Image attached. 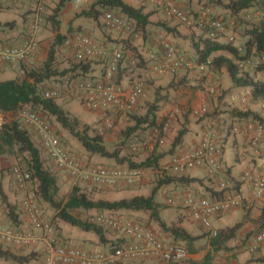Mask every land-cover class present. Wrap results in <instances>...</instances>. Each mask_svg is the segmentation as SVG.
Masks as SVG:
<instances>
[{
	"label": "trees",
	"instance_id": "1",
	"mask_svg": "<svg viewBox=\"0 0 264 264\" xmlns=\"http://www.w3.org/2000/svg\"><path fill=\"white\" fill-rule=\"evenodd\" d=\"M66 1L70 0H60L54 9L48 13L46 12L45 14H42L44 21L50 24L52 32L59 29L60 22L58 15ZM205 3L208 5H203L210 10V5H219L234 19L236 27L241 23L242 16L248 13L251 9L260 12V19L258 23L244 27L242 29V42H238V44L236 42L235 44L232 42H226L224 35L221 34H217L215 37H209L207 22L204 21L201 25L197 22V18L199 17L198 12L196 17L188 13L189 19L191 20L190 25H171V22L167 19L152 21L150 19L151 13H147L142 7H133L125 3L123 0H94L90 8L83 10L79 16H82L85 19H90L98 25H101V20H103L104 15L112 13L133 25L134 33L133 35H130L128 40L120 38L117 39L118 41L112 40V42L123 44L127 51L123 55L121 64H119L117 74L114 76V79H116L117 82H120L127 74L136 72V69H149L152 71L148 57L151 53L156 54L158 57H162L165 53L164 47L160 45L161 52L157 50L149 51L146 49H138V47L140 42L145 41L151 36L153 29H157L161 34H173L174 37L181 41L187 39V45L193 53L191 58L187 55L182 42L178 44L175 43L174 45L188 61L195 62L199 65H205L207 67V70L210 73V78H207L202 74V77H199L200 81L198 80V84H200L199 86H201L202 82L214 81V73L225 69L234 86L241 89H249L251 100L261 102L262 106H264V76L262 74L264 73V0H205ZM211 18L214 19L220 17L214 15L211 10ZM222 20L226 23V26L229 27L228 22H226L224 18ZM179 26H183V28ZM73 31L74 30L70 25L66 34H61L59 32L55 34L54 42L50 46L46 59L43 61L40 68L22 69V74L21 72L19 73L22 75V78L16 76L12 79L0 80V114L11 113L12 115H16V113L23 107H28L34 113L36 111H42L53 117L56 123L75 138L88 154L97 155L103 158H111L115 161L122 162L126 158L125 155L121 156L122 150L129 149L131 139L137 131L139 129H148V131H151L153 127L158 124V114L156 112L160 109L159 104L161 99L157 98L154 102L147 104L146 113L144 115L129 113V121L132 123L122 130L123 140L120 142L119 147H116L112 151H108L103 143V136L99 134L96 128L90 129L87 126L81 125L80 121L69 114L61 104L57 103L54 99L44 98L43 95L45 92L43 93L40 88L43 83L52 80H58L61 85L63 80H92L98 77L92 74V72L96 70L94 64L76 61L75 59L72 60L70 67H66L62 70L59 69L60 61L57 60V50L61 48L67 49L65 41L68 36L72 35ZM134 34H137L138 36L135 37ZM27 35L28 34L25 33V37ZM108 46H111V43H109ZM218 52H223L228 56L224 54L217 55L216 53ZM132 60H135L134 64L132 63ZM20 64L21 63L10 65ZM169 84L172 85L171 83ZM224 92L225 91H222V93ZM139 100L140 99L137 100L136 106ZM230 114L231 117H250L251 119L258 121L257 124L261 125L263 128V134L255 146L259 153L257 156H252H264V119L260 118L256 113L250 110H232ZM207 116L209 117L210 115ZM211 116L212 118L217 119L213 115ZM223 121H221L222 130L224 127H230L233 125L227 124L225 119H223ZM21 125L22 124L19 123L17 119H12L9 122H4L0 125V150L1 152L6 153H17L18 159L23 164L21 167L30 174L31 182L34 184L31 194L38 204L39 202L46 204L55 211V219L63 221L73 227H77L85 232H93L99 237L101 242H106L103 228L101 226L75 217L72 214V211H96L98 213L106 212L108 214H114L115 211L119 210L148 211L151 219L155 221L162 231L169 233L175 240L184 242V247L189 255L197 253L199 249H196L195 247L196 242L202 239L204 235L193 236L187 233L181 226H167L159 216L157 210L158 204L153 197L154 191L152 195L147 197L134 196L129 199H120L113 202L94 200L88 196L86 191H83L79 187L77 184L79 181L74 180L75 185H73L66 200H58L57 194L59 192V187L57 185L56 175L45 167L42 150L36 145L31 134ZM104 129L107 130L109 128L105 127ZM184 132L185 131L182 130L179 131L178 135L175 137L173 145H178L180 143ZM126 160L128 161V159ZM157 160V157H148L138 163L129 161L127 166L131 168H149L157 166ZM190 180L192 179L186 178L185 176L174 177L166 175L164 178L160 179L158 183L159 185L169 184L176 181L186 183ZM79 183L83 182L81 181ZM23 196L24 194L22 195V198ZM220 197H222V195L218 196V198ZM22 213L25 215L23 210ZM4 214L7 218L8 227L16 229V227L19 226L18 224H20V213L15 205L8 203L7 196L4 194L0 186V217L2 221ZM262 221H264V211L261 214V222ZM240 226L241 223H237L232 227L217 231L216 235L210 239L209 245L211 252H207L201 261L188 259L185 261V264H209L212 258L211 253L225 248L226 243L235 237V233ZM115 241L116 240H111L110 242L115 243ZM119 241L120 239L116 242ZM25 248L26 247L19 248L16 246L4 247L0 245V260L12 264H30L31 262L34 263L38 261L39 254L34 251H30L26 254H19L14 251L18 249L23 250ZM199 248H202V246Z\"/></svg>",
	"mask_w": 264,
	"mask_h": 264
},
{
	"label": "built area",
	"instance_id": "2",
	"mask_svg": "<svg viewBox=\"0 0 264 264\" xmlns=\"http://www.w3.org/2000/svg\"><path fill=\"white\" fill-rule=\"evenodd\" d=\"M45 0H36V10L34 18L30 22L27 36L19 45L0 46V62L16 64L23 63L30 58L38 49V35L43 23L42 10ZM84 2L86 0H78ZM151 2L162 10L169 18L179 24L190 25L191 20L186 11L181 9L169 0H151ZM199 17L197 22L201 25L204 21L208 24V36L215 37L217 34L224 35L225 41L235 43L237 34L228 30L222 18H211V10L204 5L198 9ZM104 21L108 28L127 35H133L134 29L131 23L121 18L107 13ZM232 25V22H231ZM137 37V34H134ZM160 45L164 47L165 53L162 57L151 53L149 60L154 73H176L178 70L196 69L207 78L210 73L205 65H199L188 61L186 57L178 51L174 43L164 39L162 35L157 36ZM65 46L72 52L76 61L91 59L98 55L105 60V68L102 76L97 80H63L59 89H51L44 93L43 97L56 99L60 91L68 92L72 96L91 106L94 110H107L112 108L114 112L120 113L128 121L129 113L136 107L138 99L144 96V82L136 79L126 88L121 82H117L114 76L117 74L119 64L124 55L121 45H113L110 49V57H107L108 50L97 46L92 40L85 36H73L65 41ZM135 63V60H132ZM22 73V72H21ZM217 92V87L210 85L208 94ZM230 100L236 97L230 94ZM245 103L246 99H239ZM264 107V106H262ZM203 109L202 111H204ZM20 117L23 122L31 127L39 142L40 149L47 155L54 167L62 171L66 176L75 181L83 182L97 187H113L118 183L134 184L142 175V169L107 165H88L70 153V150L61 145L59 138L53 132L49 124L37 113L21 112ZM104 126L111 128V120L107 117ZM222 122L219 119H209L202 132L200 141L188 148L180 147L173 154L168 169L182 175L189 170L203 169L207 176L213 177L224 170L222 162L223 148L218 140V128ZM168 122L157 124L149 132L151 137L159 145L164 144V137L168 131ZM104 130V129H103ZM99 129V134L104 131ZM226 136L240 133L238 125H231L223 128ZM263 134V128L257 124L253 135L247 141L248 151L257 156L259 151L255 148L257 142ZM132 151H139L142 144L133 142L130 144ZM12 177L16 187L24 194L22 198V210L25 213L31 229H12L6 225L0 217V245L27 247L41 238L43 248V258L40 264H130L136 261L155 260L164 263H182L189 259V253L185 247L179 243L166 242L153 229L148 228L139 220L127 218L122 215L98 213L95 223L103 228L110 229L117 234L116 241L110 243L106 251L90 250L81 246L73 245L59 237L53 225L49 224L43 216L42 210L30 193V174L20 165H15L12 169ZM242 182L252 183V195L254 198H261L264 194V174L254 175L243 173L240 177ZM173 197L166 201L167 205L176 204ZM243 202L241 193L227 192L220 198L197 196L184 201V205L189 208L191 216L212 236L216 231L211 227V218L234 208L239 207ZM39 233L40 235L38 236ZM264 245V232L256 236L250 251H255Z\"/></svg>",
	"mask_w": 264,
	"mask_h": 264
},
{
	"label": "crops",
	"instance_id": "3",
	"mask_svg": "<svg viewBox=\"0 0 264 264\" xmlns=\"http://www.w3.org/2000/svg\"><path fill=\"white\" fill-rule=\"evenodd\" d=\"M27 1H29L30 3V8L27 9L29 10L27 14H30L33 11L34 1L26 0V2ZM59 1L60 0L58 1L47 0L46 6L50 8L45 7V13L50 12L52 8L54 9L53 3L57 5ZM87 1L89 2V0H86L84 2ZM123 1L133 7H142L147 13H151L150 19L152 21L167 19L169 20V22H171V25L179 24L175 20L165 15L162 10L156 8L155 5L150 0H123ZM169 1L175 3L176 5L184 9L187 13L195 17L201 5L203 4L208 5L207 3H205V0H169ZM15 2H16L15 0H0V46L19 45L24 39L25 33H27L29 30V22H27L28 21L27 14L24 15L25 16L24 19L27 20V21L25 20V22L23 18L22 20L20 19L19 21L18 19H11L7 17L9 12H13V11L19 12L20 5ZM83 3L82 1L79 2L78 0L66 1V3L62 7L58 15V19L60 22L59 29L56 30L55 32H52V30L50 29V24L45 22L44 24L45 28L42 29L41 34L39 33L40 37L43 38V34L45 33H47L49 36H51L52 34L54 35L57 32L61 34H66L68 32V27L70 25L72 26L73 30L80 31L81 29L79 28V26L85 27V24H87L86 22H84L87 21V19L83 18L82 16H79V14L83 11L81 10V6H83ZM209 7L211 8L214 15L222 19L224 18L226 22L234 21V19L219 5L212 4V6L210 5ZM248 12H250V10ZM250 14H252L254 18H257V20L260 19L259 11L255 9H251V12L246 13L245 16L249 17ZM179 27L183 28V26H179ZM95 31L98 32V29ZM151 33L152 34L150 37H148L145 41L140 42L138 49H146L149 51L157 50L161 52L162 50L160 48V43L156 37L158 34H160L163 35L165 39L169 41L172 40L176 44L182 42L187 52V55L190 58L193 56L190 47L187 45L188 43L187 39L181 41L176 37H174L173 34H166V33L161 34V32L158 31L157 29H153ZM242 40L243 38H241V42ZM46 42L47 41L41 43L40 46H43L44 48L47 47ZM44 50L45 49L41 47L38 48L36 50V53H34L29 59H27L20 65H10V64L0 63V80L15 78L17 74L23 71L22 69L24 70L25 68L33 69L39 66L44 60V59L42 60ZM216 54L227 55L223 52L222 53L218 52ZM97 66L94 64L95 69L97 68ZM98 72H99L98 69H96L94 72H92V74L99 77ZM152 74H155V76H152L154 79L153 80L148 79L147 83L144 84L145 94L143 97L140 98L137 106L134 109L135 111L138 112V114H143L142 113L144 112L143 111L144 108L142 107L143 102L144 100L148 99L147 93L150 94L153 87L159 86V84L169 85V83H171L175 89V87H177V85L179 84H188L191 82L188 81L189 77H186L185 76L186 74H182L179 71L176 74H170V73L157 74L154 72H152ZM262 74L264 76V73ZM214 78H215L214 81L211 82L205 81L202 82L201 85L202 86L204 85L203 87H205V85H208L209 83L210 85H216V83L220 84L221 91H225V92L222 93V95L224 96L219 101L217 100V102L220 103L219 109H222V104H224L222 99L226 98L225 100L226 104L224 108L225 110L221 112L222 114L220 115H219L220 110L218 108L217 110L214 109V111H211V108H213V106H217V104L213 102V99H210L212 95L207 94L206 102L203 101L204 103L201 104L200 112L201 114H203L200 115L201 120L197 121L196 124H193L190 127L187 126L178 145H173V142L179 132L175 133L176 131L174 130L173 131H171V129L168 130L164 137V144L158 145L155 142V140L153 141L151 140L148 134L149 133L148 130L139 129L137 133L132 137L131 143L139 140V142H141L142 144L141 150L134 153L129 149H123L121 156L125 155L126 158L122 162L115 161L114 159L111 158H103L97 155H90V154L89 157H87V160L89 159L90 162L81 158L80 160L87 163L88 165L99 163L100 165L102 164L107 166L126 167L129 161L138 163L141 160H144L148 157H157L158 158L157 166L149 167V168L141 167L142 175L141 178L136 183L126 184L121 182L113 187L96 186L97 190L96 192L92 193V195L93 197H97L96 199L94 198V200H105V201L113 202V201H118L120 199H129L134 196L147 197L152 195L154 191L153 197L155 202L158 204L157 210L159 216L167 226H172V225L181 226L183 229L186 230L187 233L193 236L204 235L202 239L196 242L195 247L196 249L199 250L195 254H190L189 259H196L201 261L207 252H211L209 244L212 236L209 233V231L203 228V226L199 223L198 220H196L191 216L189 208L184 205V201H186L189 198H193L195 196L216 198L221 195L223 196L227 192L233 191V192L241 193L243 197V202L239 207L226 212H221L220 214L213 216L211 218V226L216 231H219L224 228L232 227L237 223H241V226L237 229L235 233V237L226 243L225 248L217 252L211 253L212 258L209 264H264V245H262L255 251H250V247L253 244V241L256 238V236L264 232V221L261 222V214L264 211V194L262 195L261 198L258 199L254 198L252 195V189H253L252 183L248 181L242 182L240 180L241 175L246 172L252 173L254 175L264 174V156L253 157L247 148L248 147L247 141L253 135L258 121H255L250 117L236 118L230 116L232 110H241V111L250 110L256 113L260 118L264 119V108L261 107L262 106L261 102L257 103L255 101L253 105L248 106L247 100L248 99L251 100L250 91H248V89H242L245 91L243 92V94H240V88L232 84L225 69H222L219 72H215ZM147 89L149 91H146ZM230 94H234L236 98L234 100H230L229 97ZM242 98L246 99L245 103L240 102L239 99ZM164 100L166 99L160 100V102ZM245 104L247 105V107H245L244 109L243 107H240V105H245ZM63 107L66 108V106ZM74 108H75V114L79 118L82 117L84 119L81 120L84 124L93 125V127L96 128L98 131L99 129L103 130L105 128L103 118L105 119L106 117L111 120V123L113 124V130H118V128H122L123 130L126 126L131 125L132 123L130 121H127L123 117V115H120V113L114 112L112 108L104 110L106 113L103 114L93 113L90 115L80 112L81 109L78 108L77 106H75ZM203 109L205 110L202 111ZM173 110L176 111L177 109H173ZM166 112H169L168 108L166 109L165 103L161 102V107L156 113L158 115H165ZM207 115L210 116L208 117ZM211 115H213L214 117H216L221 121L225 119V122H227V124L238 125V127L240 128L239 134L229 135V136L223 134L222 126L221 128H218V140L222 143L223 152H224L222 156V162L224 163V170L222 171V173H219L213 177L207 176L203 169H198V168L189 170L184 175H177V176L171 175L168 166L173 154L179 147L188 148L200 141V137L202 135L203 130L206 127L207 121L209 119H212ZM109 129L107 130L104 129L103 130L104 134L102 136L107 135L105 133ZM34 137L36 138V136ZM122 140H123V135H122V131H120V134L118 136V141H116V144L117 142L119 143ZM36 141L38 142L37 138ZM38 146L40 147L39 143ZM107 150L111 151L109 149ZM43 155H44V159L46 160V163L48 164V167L56 173L57 176L56 180L58 187L67 190L69 194L73 187L72 185L70 186L68 185V182L71 179L68 176H66V174H64L62 171L56 169L52 164V162L48 159L46 154L43 153ZM2 157H0V186L4 194L7 196L8 203L15 205L20 213V218H19L20 224H18L19 226L17 225L18 227L16 228L23 230L31 229L32 227L27 217L22 213V209H21L22 194L16 187L13 178L11 179L12 184H9V186L5 184V175H4L5 173L4 171H2L4 168V166L2 165L3 162ZM126 159H128V161ZM166 175L174 176V177L185 176L186 178H191L192 180L186 183L176 181L169 184L159 185L158 183L159 180L164 178V176ZM158 192H163V193L162 195L158 196L157 195ZM169 197H173L177 201L176 204L171 206L167 205L166 201ZM114 214H124L128 218H132V219H136L137 217H142L145 219L147 217L148 221H144L143 224H145L148 228L153 229L156 233L159 234V236L163 240H165L166 242H175L184 245V242L175 240L169 233L162 231L157 226L155 221L151 219L150 213L148 211L119 210V211H115ZM3 221L7 225V218L5 214L3 215ZM60 224L61 221L59 222V227L61 228V234L63 236L59 233L57 229L56 232L60 238L62 239H64L63 237L67 238L69 235L64 234V231L61 227L62 225ZM37 234L38 236L40 235L39 233ZM104 238L106 242H101L99 240V237L94 233L85 232L81 230L80 235L77 233L76 238H74L72 242L69 241L67 242L73 245L78 244L77 246H81L83 248L90 250L106 251L108 249L109 244L111 243L110 241L115 239L112 234H106V233L104 234ZM200 246H202V248H199ZM43 248H44V244L41 238H38L37 241H35L30 246L25 248L27 249V252L33 250L34 252L39 254V260L34 264L41 263L43 258ZM7 263L8 262L0 260V264H7ZM130 264H168V263H164L162 261H155V260H144V261H136ZM177 264H181V263H177Z\"/></svg>",
	"mask_w": 264,
	"mask_h": 264
},
{
	"label": "rangeland",
	"instance_id": "4",
	"mask_svg": "<svg viewBox=\"0 0 264 264\" xmlns=\"http://www.w3.org/2000/svg\"><path fill=\"white\" fill-rule=\"evenodd\" d=\"M15 1H16L15 3H18L20 5L19 12H17V11L9 12L7 17H9L11 19H18L20 21V19L21 20H22V18L24 19V17H25L24 15H26L27 12L29 11L27 9L30 8V3H29V1L26 2V0L25 1L24 0H15ZM93 2H94V0H89V2L88 1L84 2L83 6H81V10L89 9ZM53 6L55 8L56 4L53 3ZM46 7H48V6H46ZM48 8H50V7H48ZM250 12H251V10H250ZM250 12H248V13H250ZM27 15H28L27 16L28 17V21L26 19H24V22H25V20L27 22H31L33 20V18H34V15L33 14H27ZM84 22L87 23V24H85V27L79 26V28L81 30L80 31L74 30L72 35L68 36V37H73V35L74 36H85L86 35V36H89V38H91L94 43H97V44H100V45H107L112 40L116 41L118 38H120V39L122 38V35L117 34L116 32L111 31L110 29H108L105 26L103 20H101V25H98L96 22L91 21L90 19H87V21H84ZM231 22H232V25H231ZM258 22H259V20H257V18H254L252 14H250L249 17L244 15L241 18V23L238 25V27L235 26V21H229L228 22V25H229L228 30L230 31V30L233 29V31L237 34V37H236L237 40L236 41H237V44H238V42H241V38L243 37L242 36V33H243L242 29L244 27L248 26V25H251V24H254V23L256 24ZM43 28H45V25L42 26L40 34H41ZM97 29H98V32L95 31ZM40 34L37 37L38 38V42H39V46H40L41 43L47 41L46 42L47 47L44 48L43 46H40L41 48L45 49L44 53H43V56H42L43 57L42 60L43 59L45 60L46 56H47V52H48L50 46L54 42L55 34L54 35L52 34L51 36H49L47 33H45V34H43V38L40 37ZM124 36L127 37L126 34ZM236 41H235V44H236ZM171 42L174 43L172 40H171ZM40 47H38V48H40ZM57 51H58L57 60L60 61L59 69L62 70L64 68H66V67H70V65L72 64V60H74V58L72 56V52H70V50L68 48L67 49L61 48V49H58ZM125 51H126V49H125ZM43 61H42V63H43ZM100 61L101 60L98 57H95V58H93L91 60V62H93V64H95V65L97 63H100ZM41 64L39 66L35 67L34 69L40 68ZM102 66L103 65L101 63L98 64V66L96 68L99 71L98 74H100V72L102 71L101 70ZM140 70H142V71H140ZM178 71L180 73H182V74H186L185 76L189 77L188 81H191V82L188 83V84H179V85H177V87H175V89L170 84L169 85L159 84V86H156V87L152 88L150 94L147 93V98L148 99L144 100L143 105H142V107L144 108V110H143L144 112H142V113L145 114L146 113L147 104L154 102L156 98H160L161 100L166 99V100L161 101V102L165 103V107H166V109L168 108L169 112H166L165 115H158V123L159 124L160 123L164 124L167 121L169 130L170 129H171V131L174 130V131H176L175 133H178L181 130L185 131L187 126L190 127L191 125L196 124L197 121L201 120V116L200 115H203L200 112L201 104L204 103L203 101L206 102V100H207L206 96L208 94V88L210 86L209 82H208L209 84L205 85V87H203L204 85L203 86L202 85L199 86L200 84H197V83H199L198 80H199V77H202V74L199 73L196 69L187 70V71L184 70V69H181V70H178ZM152 76H155V74H152V71L149 70V69H136V72L127 74L126 76H124L121 79L120 82L126 88H129L130 83L132 81H134L136 79H141L144 82V84H146L148 79L149 80L150 79L151 80L154 79ZM17 77L22 78V75L21 74H17ZM217 84L218 83H216V85H213V86L217 87V92L215 94H213L212 97H210V99H213V102L216 103L217 106H213V108H211V111H214V109L217 110V108L219 109L220 103L217 102V100L219 101L224 96V95H222L220 84H218V85ZM40 88H41V90L44 93V92H46L48 90H51V89H59L60 88V83L58 82V80H52V81L43 83ZM146 91H149V90L147 89ZM244 91L245 90H242L240 88V94H243ZM248 91H250V90L248 89ZM149 97H150V99H149ZM54 100L57 103L61 104L62 107L66 106V108L65 107H63V108L66 109L68 111V113L71 114L74 117L77 116L75 114V108H74L75 106H77L78 108L81 109L80 112H83L84 114H88V115L93 114V113H95V114L96 113H102V114L106 113L103 110H94V109H92L90 105L82 102L80 99L72 96L68 92L60 91L59 97L54 99ZM222 100H223L224 104H222V109H219L220 110L219 115L222 114L221 112H223L225 110L224 108H225V104H226V101H225L226 98H224ZM247 101H248V106L254 104V101H252L250 99H248ZM161 102L159 104V107H161ZM257 103H259V102H257ZM228 107H230V106H228ZM240 107H243V109H244L245 107H247V105L246 104L245 105H240ZM173 109H177V110L175 111ZM23 111H25V112H33L28 107H23L22 109H20L16 113V115L0 114V123L2 124L4 122H9L12 119H17L19 121V123L22 124L21 126L24 127L31 134V137L34 139L36 145L38 146V142L36 141V138L34 137L35 133H34L33 129L31 127L27 126L23 122L22 118L20 117V114ZM35 113L39 114L49 124V126L51 127L53 132L60 139L62 146H64L65 148L69 149L70 153H72L75 156H78L79 159L81 158V159L87 160V157H89V154H87V152L84 150V148L80 145V143L75 138H73L66 130L62 129L56 123V121L54 120L53 117L47 115L46 113H44L42 111H36ZM132 114L143 115V114H138V112L135 111V110L133 111ZM76 118L80 121L81 125L87 126L90 129L94 128L93 125L84 124L81 121V120H84L82 117L79 118L77 116ZM123 125H125V124H123ZM120 131H122V128H118V130H113V124H112V128L109 129L108 131H106L105 134H107V135L103 136V138H104L103 143H104L105 147L107 146L106 149H109V150L112 151V150H114L116 148V146L119 147V143L120 142L119 143L117 142V144H116V141H118V136L120 134ZM149 137L151 138L152 141L154 140V138L151 137L150 134H149ZM137 142H139V140ZM113 146H115V147H113ZM112 147H113V149H112ZM0 157H2V159H3L2 160L3 161L2 165L4 166V168H3L2 171H4V173H5L4 174L5 175V184L7 186H9V184H12V182H11V179H12L11 169L15 165L23 166V164L18 159L17 153H15V152L4 153V152H1V150H0ZM42 157H43V161L45 163V167L50 172H52L53 174L56 175V173L54 171H52L48 167V164L46 163V160L44 159L43 153H42ZM87 161H89V159ZM170 162H171V160H170ZM93 165H100V164L96 163V164H93ZM169 172H170L171 175H176V176L179 175L177 172H174V171H170L169 170ZM74 182L75 181L70 180L68 182V185L69 186L70 185L73 186V185H75ZM77 184L79 185V187L83 191H86V193L88 194V196L90 198H93V199L97 198V197H93V195H92V193L96 192V190H97L96 188L97 187L92 186V185H88V184H85V183H79V182ZM31 185L32 186L29 187L30 188V193H32V191H33L32 189L34 188L33 182H31ZM59 189L60 190H59V192L57 194V199L61 200V201L66 200V198L69 195L68 191L64 190V189H61L60 187H59ZM162 193L163 192H158L157 195L160 196V195H162ZM39 205H40L41 210L43 212L44 219L47 222L51 223V225H53L54 228L57 229L59 231V233L61 234V228L59 227L60 220H57V219L54 218L55 211L52 208H50L49 206H47L46 204H43V203L39 202ZM72 214L75 217H78V218H80L83 221H89V222H93L94 223L98 212H96V211L86 212V211H83V210H75V211H72ZM117 215H119V214H117ZM136 220H139L141 223H144V221H148L147 217L145 219L142 218V217H137ZM60 225H62L61 227H62V229L64 231V234L65 235L66 234L69 235L67 238L63 237L64 239H66V241L72 242V240H74V238H76V234L78 233L80 235V233H81V229H79L77 227H73V226H71V225H69V224H67L65 222L61 221ZM103 232H104V234L105 233L106 234H111L112 233V231L107 230V229H103ZM90 233H93V232H90ZM114 236L115 235L113 234V237ZM75 245H78V244H75ZM14 251L18 252L19 254H24V253L26 254L27 249H23V250L18 249V250H14ZM34 263L31 262L30 264H34ZM185 263L186 262L184 261L181 264H185ZM7 264H12V263L8 262Z\"/></svg>",
	"mask_w": 264,
	"mask_h": 264
},
{
	"label": "clouds",
	"instance_id": "5",
	"mask_svg": "<svg viewBox=\"0 0 264 264\" xmlns=\"http://www.w3.org/2000/svg\"><path fill=\"white\" fill-rule=\"evenodd\" d=\"M34 1V6H33V11L30 13V14H33L34 15V13H35V10H36V0H33ZM151 1V0H150ZM83 3V2H82ZM173 3V2H172ZM46 4H47V0H45L44 1V3H43V10H42V14H45V7H46ZM84 4V3H83ZM175 4V3H174ZM176 5V4H175ZM178 6V5H177ZM156 7V6H155ZM157 8V7H156ZM181 8V7H180ZM182 9V8H181ZM184 10V9H183ZM185 11V10H184ZM165 14V13H164ZM166 15V14H165ZM105 16V15H104ZM42 18H43V15H42ZM103 21H104V18H103ZM45 24V21H44V18H43V23H42V25H41V28H42V26ZM104 24L106 25V23H105V21H104ZM29 25H30V22H29ZM107 27V26H106ZM108 28V27H107ZM108 29H110V28H108ZM111 31H114V32H116L117 34H120V35H122V38L121 39H126V40H128L129 39V37H130V35H127V37H125L124 35L125 34H123V33H121V32H118V31H115V30H112V29H110ZM41 31V30H40ZM40 33V32H39ZM85 37H87V36H85ZM68 38H70V37H68ZM67 38V39H68ZM89 38V37H88ZM90 40H92L91 38H89ZM119 39V38H118ZM93 41V40H92ZM116 41H118V40H116ZM109 43H111V46H108L109 44H107V45H100V44H97V43H95L97 46H99V47H102L105 51H107L108 49V54H107V57L109 58L110 57V49H111V47L113 46V45H121L122 46V48H123V51H124V54L127 52V51H125V47H124V45L123 44H121V43H117V42H109ZM95 57H98L101 61V64L103 65L102 66V68H101V74H98L99 75V77H96V78H94V79H92V80H97V79H99L101 76H102V74H103V71H104V68H105V60L104 59H102V57H100V56H98V55H96V56H94L93 58H95ZM93 58H91V59H87V60H85V62L84 63H91V64H93V62H91V60L93 59ZM103 62V63H102ZM98 64H100V63H98ZM98 64H96V66L98 65ZM23 72V71H22ZM153 72V71H152ZM202 74V73H201ZM72 80H78V79H72ZM129 121V120H128ZM159 124V123H158ZM160 124H163V123H160ZM206 125H207V123H206ZM169 130V129H168ZM60 140V139H59ZM135 142H137V141H135ZM39 143V142H38ZM60 143H61V141H60ZM133 143V142H132ZM138 143H141V142H138ZM131 144V143H130ZM222 144V143H221ZM62 145V144H61ZM159 145V144H158ZM40 148V147H39ZM180 148V147H179ZM223 148V147H222ZM248 148V147H247ZM129 150L130 151H132L131 150V148H130V146H129ZM177 151V150H176ZM175 151V152H176ZM132 152H138V151H132ZM224 153V152H223ZM102 165V164H101ZM126 167H128V166H126ZM129 168H131V167H129ZM140 169H142V168H140ZM180 175V174H179ZM182 175H184V174H182ZM71 180H73V179H71ZM74 181V180H73ZM31 184V183H30ZM31 186V185H30ZM30 190V189H29ZM22 195H23V193H22ZM195 197H197V196H195ZM204 197V196H203ZM218 198V197H217ZM167 204V203H166ZM171 206V205H170ZM106 213V212H105ZM115 215H117V214H115ZM119 215H122V216H125L124 214H119ZM127 217V216H126ZM128 218V217H127ZM95 223V222H94ZM96 224V223H95ZM100 226V225H99ZM102 227V226H101ZM212 227V226H211ZM103 228V227H102ZM204 228V227H203ZM103 229H106V228H103ZM205 229V228H204ZM213 229V228H212ZM107 230H110V229H107ZM215 230V229H214ZM110 231H112V230H110ZM208 231V230H207ZM216 231V230H215ZM217 232V231H216ZM112 235L114 234L115 236H114V239H116L117 238V234H115L114 233V231H112V233H111ZM211 234V233H210ZM212 236V235H211ZM213 237V236H212Z\"/></svg>",
	"mask_w": 264,
	"mask_h": 264
}]
</instances>
